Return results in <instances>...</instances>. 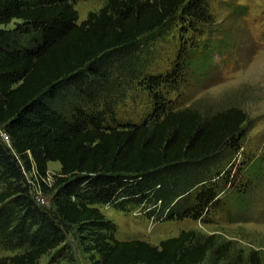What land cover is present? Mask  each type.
I'll use <instances>...</instances> for the list:
<instances>
[{
    "label": "trees",
    "instance_id": "16d2710c",
    "mask_svg": "<svg viewBox=\"0 0 264 264\" xmlns=\"http://www.w3.org/2000/svg\"><path fill=\"white\" fill-rule=\"evenodd\" d=\"M76 3L0 0V26L15 20L0 28V251L12 253L0 264H39L71 233L93 264H204L211 252L221 262L231 243L216 247L215 234L182 231L156 246L119 240L99 207L203 220L244 203V191L227 193L236 183L227 165L243 146L248 113L175 108L157 93L192 66L207 69L213 45L192 39L187 49L185 40L166 76L147 72L153 42L175 20L191 16L183 32L210 22L206 1L106 0L83 21ZM136 83L154 105L141 122H119L116 108ZM50 162L61 164L51 187ZM262 167L253 155L244 173L257 180ZM34 179L50 204L38 201ZM233 264L264 263L253 253Z\"/></svg>",
    "mask_w": 264,
    "mask_h": 264
},
{
    "label": "rangeland",
    "instance_id": "374dc122",
    "mask_svg": "<svg viewBox=\"0 0 264 264\" xmlns=\"http://www.w3.org/2000/svg\"><path fill=\"white\" fill-rule=\"evenodd\" d=\"M205 1L210 22H205L200 30L190 27L183 32L181 26L187 24L191 16L186 15L181 21L175 20L171 34L167 37L158 34L156 42H153L154 59L147 72L166 76L174 68L185 40L189 42L185 45L187 49L193 47L190 45L192 39L196 43L209 41L213 45L210 52L212 59L207 69L202 71L192 66L182 75V79L173 85L161 86L157 93L171 101L175 108L194 106L207 113L237 106L248 113L250 120L244 127L243 146L227 165L236 182L227 193L236 196L244 191V203L230 210V213L218 209L210 211L203 220L159 219L151 217L148 210L141 206L127 210L112 205L99 207L115 224L116 238L119 240L140 239L156 246L182 231L195 230L203 235L215 234L216 247L231 243L224 260L218 263L211 252L204 264H233L238 257L246 260L253 253H258L264 263V0ZM105 2L77 0L75 8L79 20H85L91 11H98ZM14 27L15 20L0 26L5 29ZM155 99L156 96L149 89L136 83L127 99L116 108V118L122 123L141 122L151 111ZM0 136L7 140L1 131ZM253 155L261 157L263 161L257 180L248 172L244 173ZM60 170L59 162L49 163L48 186H53ZM31 182L38 201L50 204V197L42 193L36 179ZM11 254L0 251V257ZM39 264L93 263L79 236L71 233L66 243L44 256Z\"/></svg>",
    "mask_w": 264,
    "mask_h": 264
}]
</instances>
